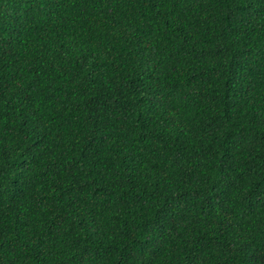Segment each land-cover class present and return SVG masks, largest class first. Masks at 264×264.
Listing matches in <instances>:
<instances>
[{
  "label": "trees",
  "instance_id": "16d2710c",
  "mask_svg": "<svg viewBox=\"0 0 264 264\" xmlns=\"http://www.w3.org/2000/svg\"><path fill=\"white\" fill-rule=\"evenodd\" d=\"M0 264H264V0H0Z\"/></svg>",
  "mask_w": 264,
  "mask_h": 264
}]
</instances>
